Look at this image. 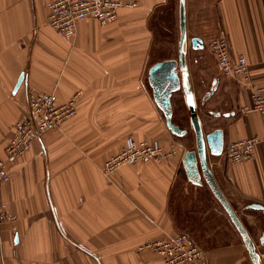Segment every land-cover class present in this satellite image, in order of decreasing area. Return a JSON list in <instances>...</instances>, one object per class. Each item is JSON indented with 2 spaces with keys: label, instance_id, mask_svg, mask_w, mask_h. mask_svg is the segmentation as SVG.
<instances>
[{
  "label": "crops",
  "instance_id": "obj_1",
  "mask_svg": "<svg viewBox=\"0 0 264 264\" xmlns=\"http://www.w3.org/2000/svg\"><path fill=\"white\" fill-rule=\"evenodd\" d=\"M49 1L0 0V158L15 123L28 115L29 91L55 93L59 103L80 92L72 119L8 162L0 187V264H163L139 245L181 232L206 251L208 264H254L205 178L195 184L187 176L184 156L197 145L183 89L172 96L181 136L154 98L151 67L179 57L180 0H123L138 6L120 10L110 24L88 18L66 33L50 26ZM185 17L203 132L224 131L223 152L206 149L208 167L264 264V114L242 111L251 104V86L223 74L208 47L225 37L233 58L246 56L252 86L264 87V0H185ZM193 37L202 49L193 48ZM252 136L263 138L254 156L230 162L225 146ZM129 140L174 153L105 175L106 160Z\"/></svg>",
  "mask_w": 264,
  "mask_h": 264
},
{
  "label": "built area",
  "instance_id": "obj_2",
  "mask_svg": "<svg viewBox=\"0 0 264 264\" xmlns=\"http://www.w3.org/2000/svg\"><path fill=\"white\" fill-rule=\"evenodd\" d=\"M137 6L135 1L123 0H52L47 3L48 21L59 33L73 32L83 20L93 18L101 25H107L117 19L120 10L135 9ZM208 47L223 74L251 86V104L242 106V111L264 114V87L252 86L246 56L240 54L233 58L225 37L213 39ZM79 93L64 103H59L55 93H27L28 115L15 123V133L6 146V158H0V187L9 177L10 160L23 156L34 141H40L47 131L60 128L66 120L76 115ZM262 140L259 136H252L229 142L225 146L226 157L232 163L250 160L256 145ZM173 153V150H165L156 142L129 140L120 152L106 160L102 170L105 175L113 176L123 166L148 160L162 161ZM138 249L159 255L163 264H208L206 251L187 233L150 240L139 245Z\"/></svg>",
  "mask_w": 264,
  "mask_h": 264
},
{
  "label": "water",
  "instance_id": "obj_3",
  "mask_svg": "<svg viewBox=\"0 0 264 264\" xmlns=\"http://www.w3.org/2000/svg\"><path fill=\"white\" fill-rule=\"evenodd\" d=\"M192 46L195 49H202L204 43L201 39L197 37L191 38ZM187 44L188 36L186 29V17H185V0H180V40H179V57L178 60H166L159 62L151 67L150 69V83L154 90V98L164 112L167 119L168 128L176 135H183L185 133L178 125L173 122V108H172V96L173 93L179 89H183L186 102L190 110V118L192 128L195 133L196 138V150L187 151L184 156V167L186 169L187 176L195 184L202 183V176L208 182L212 191L224 206L225 210L228 212L231 220L241 233L245 244L251 254L254 264H259L258 255L255 251L254 244L249 237L245 227L239 220L229 202L221 192L220 188L214 181L211 171L207 163V147L210 149L211 154L220 155L224 149V131L221 128H217L211 133L204 134L201 121L197 114L196 102L193 90L191 88L190 77L188 72L187 64ZM23 81V75L16 85V90L20 87ZM215 83V82H214ZM217 86L214 85L213 88L207 92L206 96L203 98L205 103L215 92ZM193 103H189V100ZM215 116H220V113H213ZM228 115V114H226ZM200 168L202 173H200ZM253 208L262 209L263 207L259 204H253ZM261 242L264 243V232L261 238Z\"/></svg>",
  "mask_w": 264,
  "mask_h": 264
},
{
  "label": "snow or ice",
  "instance_id": "obj_4",
  "mask_svg": "<svg viewBox=\"0 0 264 264\" xmlns=\"http://www.w3.org/2000/svg\"><path fill=\"white\" fill-rule=\"evenodd\" d=\"M189 103H193V101L190 99V100H189Z\"/></svg>",
  "mask_w": 264,
  "mask_h": 264
},
{
  "label": "rangeland",
  "instance_id": "obj_5",
  "mask_svg": "<svg viewBox=\"0 0 264 264\" xmlns=\"http://www.w3.org/2000/svg\"><path fill=\"white\" fill-rule=\"evenodd\" d=\"M11 219L13 220V217H12V218H10V220H11Z\"/></svg>",
  "mask_w": 264,
  "mask_h": 264
}]
</instances>
